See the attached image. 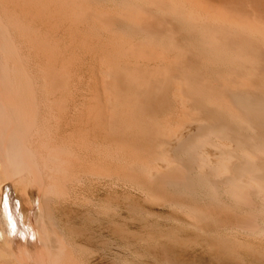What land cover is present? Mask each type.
<instances>
[{"label": "bare ground", "instance_id": "bare-ground-1", "mask_svg": "<svg viewBox=\"0 0 264 264\" xmlns=\"http://www.w3.org/2000/svg\"><path fill=\"white\" fill-rule=\"evenodd\" d=\"M122 168L207 249L264 243V0H0V264H59L50 199Z\"/></svg>", "mask_w": 264, "mask_h": 264}, {"label": "rangeland", "instance_id": "rangeland-1", "mask_svg": "<svg viewBox=\"0 0 264 264\" xmlns=\"http://www.w3.org/2000/svg\"><path fill=\"white\" fill-rule=\"evenodd\" d=\"M1 55H2L1 58H9L10 57V54H8V53L1 54ZM7 55H8V57H7ZM12 71H13V69L11 70V68H7V71H6V69L4 71L1 70V72L6 74L5 75L6 78L10 79V80H12L14 78ZM7 72H9L10 74ZM61 128L59 131V133H61V134L68 131L64 127H61ZM108 169L113 170V165H110V166L108 165ZM123 169L124 168L121 169V171H122L121 172V176H122L121 179L122 180H120L121 182L113 180L112 178H108V179L105 178L102 180H98V179H95L94 177L92 178V177L88 176V177H85L81 183H73V184L71 183L70 185H68V188H67L68 192L66 191L67 194L65 193L66 194L65 196H64V194H58L59 196H57V195L52 196L53 200H52V198L50 199V201L48 203V204H50L48 206L49 207L48 209L50 210L52 208L51 209L52 211H50V214L54 211V213H52L53 215L52 214L50 215L51 216L50 217L51 218L50 224L52 226V223H53L54 228L51 227L52 228V234H54V236L57 238L56 239L57 240V246H58V248H60L59 250L61 251L60 252L58 250L59 251L58 253H60L59 257H62V259L58 257L59 258V264L60 263L64 264V262L60 261V259L64 260L65 264H264V243H253V245L251 247L252 250L249 247L247 248V247L237 246L233 250L234 251L233 256H228L225 254L223 255L222 253H221L222 254L221 255L220 252H218V251L207 249L206 246L204 245V242H202L205 239V237H202L198 232H195L194 230H191L190 228H188L186 225H183L184 223L182 221H180L181 223L177 222V220L183 219V217L181 215H176V213L170 209L160 208L157 201L149 198L148 196H147L148 197L147 198L144 193H143L144 194V196H143L141 191H146V189L143 187H140L138 185H137L138 187H136V185H134L135 183L133 182L134 180L133 181L129 180L128 176H126L127 172ZM28 179H29L28 177L25 178V183L30 184L31 181H30V179L29 180ZM104 180H106V181H104ZM130 182H132V183H130ZM109 185L110 186L112 185L113 187L112 186L110 187ZM71 186H73V187H71ZM126 186H128V187H126ZM76 187H77V189H76ZM107 187H109V188H107ZM110 188L113 192L110 190ZM137 188H138V190H137ZM139 188L141 190H139ZM108 189L110 192L108 191ZM124 190H126V192ZM85 191H86V193H85ZM120 192H122V193H120ZM117 194H118V196H117ZM83 196H85V197L83 198ZM109 196H111V197H109ZM68 197H70V198L72 197L71 200H69L70 198L68 199ZM87 199H90V200L87 201ZM51 200H52V202H51ZM66 200H68V201H66ZM124 200H126V201L128 200V201L126 202ZM144 201H146V202H144ZM53 202H54V204H53ZM144 203H147V204H144ZM91 204H92V206H91ZM94 204H96V205H94ZM104 204H106V205H104ZM111 205H113V207L116 206L115 208L117 210L115 208H113ZM100 207H102V209H105V208L106 209L102 210ZM110 207H112V210ZM129 207H130L131 211H130ZM137 208L139 211L136 210ZM140 208H141V210H140ZM143 208L145 210H143ZM132 209L133 210L135 209L136 211L132 212L133 211ZM137 211H138V214H137ZM152 211L154 213L156 212L155 213L156 215H154V213H152ZM162 212H163V214H160ZM102 213L104 215H102ZM119 213L121 214V216ZM142 213H144L145 215L144 214L142 215ZM115 214L117 216H115ZM146 214H147V217H146ZM167 214L169 215L170 219L165 218L166 217L165 215H167ZM101 215H102V217H101ZM109 215H111V216H109ZM134 215L136 216L135 218H133ZM138 215L141 216L142 219ZM177 216L179 217V219L176 218ZM107 217L109 219L111 218L112 222H110V220L107 219ZM121 217L122 218L124 217V218L122 219ZM125 217L128 221L124 220ZM171 217H172V219H171ZM143 218L144 219L146 218V219L144 220ZM148 218H150V219L148 220ZM140 219H141V221L144 220V221H142L143 223H139ZM146 220H148L150 222H148ZM154 220H155V222H154ZM156 220L158 222H156ZM163 220H164V222H163ZM135 221H137V222H135ZM145 221H146V223H145ZM118 223H119V225H118ZM125 223L127 225H124ZM130 223H131V225H130ZM150 223H152L154 225H151ZM177 223L178 224L180 223V225H178ZM122 225H124L125 229H122V228H124ZM137 225H139V226H137ZM159 225L162 227H160ZM132 226H133V228H132ZM141 226H143L144 230L146 228L145 232ZM146 226L150 227V228H148V229H150V231L147 230ZM184 226H185V228H183ZM158 227L160 229H158ZM166 227H167V229H165ZM126 228L127 229L129 228V229L127 230ZM103 229H105V230H103ZM108 229H109V231H108ZM176 229L179 231L180 230L184 231V232L180 231L181 232V234H180V232L177 231ZM53 230H54V232H53ZM117 230L118 231L121 230V232H120L121 234L119 233L120 236L117 235V233H118ZM114 231L116 232V234ZM132 231L133 232L135 231L134 233L138 232V233H136L137 235L136 234L133 235L134 233ZM147 231H148V233L146 234ZM162 231L164 233L167 232L168 234H171V237L172 236L173 237L171 239H170V237L169 238L163 237L164 239L161 238L162 237L161 233L163 234ZM172 231L174 232V234ZM192 231L195 233H193ZM111 232H114V233L111 234ZM125 232L127 234H125ZM130 232H132V234ZM169 232H171V233H169ZM186 232H187V236H186ZM149 233H151V239H153V240L150 239V235L148 236ZM96 234H98V235L96 236ZM100 234H101V236H100ZM152 234L154 237L156 236L155 237L156 239L153 238ZM128 235H130V236H128ZM138 235H139V237H138ZM146 235H147V237H146ZM122 236H123V238H122ZM193 236H195L197 239ZM103 237L106 238L107 240H105ZM135 237H137L139 239L135 240V239H137ZM158 237H160V238L158 239ZM189 237L192 240L190 239L188 242ZM121 238L123 239V241ZM145 239H148L147 242L149 241L147 244L145 243L146 241H144ZM173 239L175 242L177 239V242L173 243L174 242V241H172ZM186 239H187V244H186ZM193 239H196V241L195 240L193 241ZM142 240H143V242H142ZM152 241H155V242H152ZM193 242H195V243H193ZM197 242L199 244H197ZM58 243H59V245H58ZM170 243H172L173 247ZM177 243L179 244V246ZM189 243L191 246L189 245ZM67 244L70 245L71 247L68 246ZM187 245H188V247H187ZM194 245H196V246L194 247ZM61 246L63 248H61ZM145 246H147L148 248ZM169 246H170V248H169ZM174 246L176 247V249ZM161 247H163V248H161ZM179 247L182 248V251H181V248H179ZM196 247H197V249H196ZM112 249L114 250V252ZM185 249H187V250H185ZM190 249H192V250H190ZM202 249H204V250H202ZM62 250L66 251V252L63 253ZM146 250L148 252H146ZM248 251L251 253H248ZM259 251H260V253H259ZM120 252H121V254H120ZM126 252H127V254H126ZM218 253L220 254V256H218ZM164 254L166 257H164ZM251 254H252V256L254 255V257H251ZM67 255L71 256V257H69L70 259L68 258ZM139 255H143L144 257L139 256ZM242 255H243V257H242ZM126 256H128V257H126ZM232 257L234 259H231ZM116 258H117V260H116ZM113 261H115V262H113Z\"/></svg>", "mask_w": 264, "mask_h": 264}]
</instances>
